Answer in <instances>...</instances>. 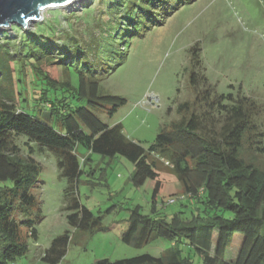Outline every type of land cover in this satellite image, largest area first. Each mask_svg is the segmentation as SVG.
<instances>
[{
  "label": "trees",
  "instance_id": "obj_1",
  "mask_svg": "<svg viewBox=\"0 0 264 264\" xmlns=\"http://www.w3.org/2000/svg\"><path fill=\"white\" fill-rule=\"evenodd\" d=\"M182 1L186 0H104L109 21L101 38L91 39L94 47L70 33L66 46H55L57 33L41 30L40 24L33 32L16 26L13 29L20 37L4 34L0 39V264L25 257L29 240L38 239L37 226L44 220L33 194L41 169L32 154L22 156L16 143L19 138L27 139V146L36 143L52 152L68 182L65 201L70 230L53 240L42 261L60 264L73 236L104 230L102 218L84 207L76 192L82 165L89 161L84 159L81 165L77 148L82 146L103 158L120 156L130 161L136 187L148 180L156 182L153 216H143L136 208L122 241L138 248L157 238L175 242L165 257L144 254L94 264H197L181 255L179 244L185 242L200 254L203 264H264V169L255 163V158L264 157L260 106L246 95L212 98L209 87L201 91L208 82L198 70L199 46L190 50L195 100L178 107L181 119L171 129H161L149 148L129 139L122 124L110 127L92 111L104 109L113 116L126 104L120 97L100 94L105 58L123 49L122 40L132 30L141 33L163 24ZM36 111L46 114L47 121L35 116ZM53 120L62 131L47 123ZM164 171L175 176L185 192L172 204L182 202L190 216L179 212L168 220L158 212ZM237 235L242 237L238 254L234 260L226 259Z\"/></svg>",
  "mask_w": 264,
  "mask_h": 264
},
{
  "label": "rangeland",
  "instance_id": "obj_2",
  "mask_svg": "<svg viewBox=\"0 0 264 264\" xmlns=\"http://www.w3.org/2000/svg\"><path fill=\"white\" fill-rule=\"evenodd\" d=\"M176 5L180 7L163 24L156 23L141 33L132 30L122 40L123 49L108 59L110 61L105 58L104 73L100 76V94L120 97L126 100V104L113 116H109L104 109L92 111L110 127L122 124L129 139L149 148L161 129H171L172 124L181 119L178 107L195 100L190 87L193 67L190 50L197 45L201 49L198 70L209 84L202 83L200 90L209 87L213 92L212 98L216 94L232 93L234 98L246 95L254 99L260 106L258 121L263 131L264 0H194L193 3L186 0ZM105 6L104 0H84L64 9H47L37 22L29 26L11 25L1 29L0 39L4 38V34H9L11 38L20 37L13 29L16 26L24 32H33L40 24L41 30L57 33L53 38L55 46H66L65 37L70 33L78 37L82 44L94 47L90 44L91 39L101 38L103 27L109 21V15L104 12ZM86 8H92L90 13H83ZM73 81L77 84L76 77ZM82 105L86 106V102ZM33 114L47 121L46 114L38 111ZM47 123L62 131L55 120ZM16 143L22 156L32 154L31 157L40 166V184L33 194L44 220L37 226L38 239L29 240V253L10 264H48L42 261V253L50 248L54 239L70 230L65 201L68 182L62 177L58 160L52 152L41 149L36 143L27 146V139L19 138ZM77 153L81 165L84 159L89 158L86 165H82L83 174L76 189L77 195L84 207L102 218L104 230L90 236H73L60 264H94L98 260L118 261L144 254L165 257L175 246V242L169 239H153L142 248L122 241L136 208L143 216H153L156 182L148 180L141 187L134 186L132 176L135 167L124 157L103 158L82 146H78ZM255 163L264 169V157L255 158ZM161 180L162 189L156 200L158 212L168 220L179 212H184V217L190 216L191 212L182 207V202L168 204L185 196L175 176L164 171ZM183 202L188 204V200ZM217 235L215 232V237ZM241 239V236H236L226 259H235ZM179 249L184 258L203 264V258L189 243H180Z\"/></svg>",
  "mask_w": 264,
  "mask_h": 264
},
{
  "label": "water",
  "instance_id": "obj_3",
  "mask_svg": "<svg viewBox=\"0 0 264 264\" xmlns=\"http://www.w3.org/2000/svg\"><path fill=\"white\" fill-rule=\"evenodd\" d=\"M84 0H0V30L37 22L47 9H64Z\"/></svg>",
  "mask_w": 264,
  "mask_h": 264
},
{
  "label": "built area",
  "instance_id": "obj_4",
  "mask_svg": "<svg viewBox=\"0 0 264 264\" xmlns=\"http://www.w3.org/2000/svg\"><path fill=\"white\" fill-rule=\"evenodd\" d=\"M174 202H175V200H171L169 203L172 204V203H174Z\"/></svg>",
  "mask_w": 264,
  "mask_h": 264
}]
</instances>
